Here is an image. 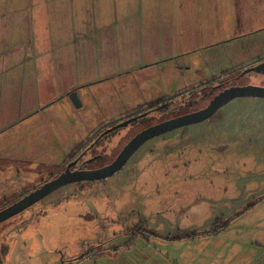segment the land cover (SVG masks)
<instances>
[{"label": "rangeland", "instance_id": "374dc122", "mask_svg": "<svg viewBox=\"0 0 264 264\" xmlns=\"http://www.w3.org/2000/svg\"><path fill=\"white\" fill-rule=\"evenodd\" d=\"M262 60L264 0H0V210L100 133L145 114L93 149L111 160ZM240 83L264 87V74ZM262 195L264 98L239 97L148 140L108 179L63 186L0 224V264H133L258 244Z\"/></svg>", "mask_w": 264, "mask_h": 264}, {"label": "water", "instance_id": "95a60500", "mask_svg": "<svg viewBox=\"0 0 264 264\" xmlns=\"http://www.w3.org/2000/svg\"><path fill=\"white\" fill-rule=\"evenodd\" d=\"M264 63L258 64L256 67H252L243 72V75L250 71H261V67ZM247 98V97H259L264 98V87L256 85H245V86H232L226 88L209 102V104L198 110L193 111L155 125L149 126L139 133H137L133 138H131L128 143L124 145L116 159L111 162L109 165L98 169L92 170H77L71 171L70 168L75 163H71L67 166L65 172L55 177L54 179L44 183L39 188L29 192L21 199L13 202L5 208L0 210V224L11 219L12 217L18 215L19 213L27 210L34 204L38 203L54 191L59 188L75 184L79 182H93L106 180L109 177L113 176L119 172L129 159L134 155V153L148 140L164 135L165 133L171 132L175 129L201 123L205 120H208L213 115H215L223 106L230 103L236 98ZM70 99L75 105V107H81V101L79 100L76 93L70 94ZM145 114H141L137 117H133L129 120H126L120 124L113 126L111 129L106 131L108 133L120 127H126L131 122H134L138 117H143Z\"/></svg>", "mask_w": 264, "mask_h": 264}, {"label": "crops", "instance_id": "0c3cea01", "mask_svg": "<svg viewBox=\"0 0 264 264\" xmlns=\"http://www.w3.org/2000/svg\"><path fill=\"white\" fill-rule=\"evenodd\" d=\"M260 198L263 199L264 195ZM227 230L228 228H225L224 231ZM217 234L219 233H208L204 236H216ZM234 242H219L216 245L203 244L201 250L195 251V256L189 259L186 255L181 254L175 260L170 257H161L163 259H142L131 262L133 264H264V226L261 229L258 244L240 245Z\"/></svg>", "mask_w": 264, "mask_h": 264}, {"label": "flooded vegetation", "instance_id": "af4514ba", "mask_svg": "<svg viewBox=\"0 0 264 264\" xmlns=\"http://www.w3.org/2000/svg\"><path fill=\"white\" fill-rule=\"evenodd\" d=\"M264 63V60L260 61L258 64ZM243 71L238 72L237 75L231 76L232 79L230 80H224L221 82H218L214 87H212V89L207 92V96L210 97L209 102L214 98V96H216L217 94H219L220 92H222L223 90H225L226 88L232 87V86H245V85H253L251 83H244L241 84L240 80L246 75H243ZM261 73L264 74V65L261 67ZM208 102V104H209ZM207 104V105H208ZM206 105V106H207ZM205 106V107H206ZM158 110V107H156ZM204 108V107H202ZM200 108V109H202ZM161 110V109H160ZM199 110V109H198ZM141 117H138L135 121H138ZM134 121V122H135ZM160 123V122H159ZM157 124V123H156ZM155 125V124H154ZM128 126V125H127ZM152 126V125H151ZM112 128V127H111ZM109 128V129H111ZM109 129H107L106 131H108ZM119 129V128H117ZM115 129V130H117ZM145 129V128H144ZM143 130V129H142ZM141 130V131H142ZM106 131L100 133L99 135H97L94 140L92 141V143L85 147L84 150L80 153H78L77 155H75L73 158H70L64 165L63 168H61L59 170V172L49 178L48 180L43 181V183H41L37 188H39L40 186H42L44 183L54 179L55 177L59 176L60 174H62L63 172L66 171L67 166L71 163H75L73 166H71L70 170L71 171H79V170H92V169H98L101 167H104L106 165H109L111 162H113L116 157L118 156V153L114 158H112L111 160L108 159V161H105V156L103 154L98 153L97 151H93L94 148H98V146H102V139L109 133H105ZM114 131V130H113ZM111 132V131H110ZM140 132V131H139ZM89 151H92L93 153L90 154V156H86L87 154H89ZM85 182V181H84ZM84 182H79V183H75V184H82ZM87 182V181H86ZM36 188V189H37ZM35 190V189H34ZM33 191V190H32ZM31 192V191H30ZM23 197V196H22Z\"/></svg>", "mask_w": 264, "mask_h": 264}, {"label": "trees", "instance_id": "16d2710c", "mask_svg": "<svg viewBox=\"0 0 264 264\" xmlns=\"http://www.w3.org/2000/svg\"><path fill=\"white\" fill-rule=\"evenodd\" d=\"M160 107H158V109H159ZM155 109H157V108H155Z\"/></svg>", "mask_w": 264, "mask_h": 264}]
</instances>
